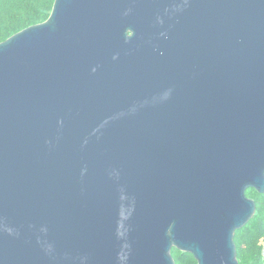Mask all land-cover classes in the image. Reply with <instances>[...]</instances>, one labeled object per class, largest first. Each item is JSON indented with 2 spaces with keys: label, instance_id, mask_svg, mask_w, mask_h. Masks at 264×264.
Listing matches in <instances>:
<instances>
[{
  "label": "water",
  "instance_id": "water-1",
  "mask_svg": "<svg viewBox=\"0 0 264 264\" xmlns=\"http://www.w3.org/2000/svg\"><path fill=\"white\" fill-rule=\"evenodd\" d=\"M264 193V0H54L0 42V264H239Z\"/></svg>",
  "mask_w": 264,
  "mask_h": 264
},
{
  "label": "trees",
  "instance_id": "trees-1",
  "mask_svg": "<svg viewBox=\"0 0 264 264\" xmlns=\"http://www.w3.org/2000/svg\"><path fill=\"white\" fill-rule=\"evenodd\" d=\"M54 0H0V42L13 34L45 21ZM246 196L255 203L251 219L236 230L234 242L239 264H264V193L254 188ZM175 264H197L193 255L175 247L171 249Z\"/></svg>",
  "mask_w": 264,
  "mask_h": 264
},
{
  "label": "built area",
  "instance_id": "built-area-1",
  "mask_svg": "<svg viewBox=\"0 0 264 264\" xmlns=\"http://www.w3.org/2000/svg\"><path fill=\"white\" fill-rule=\"evenodd\" d=\"M263 255H264V246H263Z\"/></svg>",
  "mask_w": 264,
  "mask_h": 264
}]
</instances>
